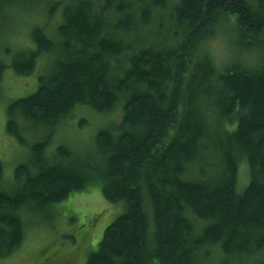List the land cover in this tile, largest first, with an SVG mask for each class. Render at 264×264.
Instances as JSON below:
<instances>
[{
    "label": "trees",
    "instance_id": "trees-1",
    "mask_svg": "<svg viewBox=\"0 0 264 264\" xmlns=\"http://www.w3.org/2000/svg\"><path fill=\"white\" fill-rule=\"evenodd\" d=\"M21 1L0 0V24L40 2ZM43 2L29 46L0 43V88L8 69L37 85L5 109L26 157L12 175L0 157V261L30 219L99 187L122 213L85 264H264V0ZM79 106L120 118L90 153L49 151Z\"/></svg>",
    "mask_w": 264,
    "mask_h": 264
},
{
    "label": "rangeland",
    "instance_id": "rangeland-1",
    "mask_svg": "<svg viewBox=\"0 0 264 264\" xmlns=\"http://www.w3.org/2000/svg\"><path fill=\"white\" fill-rule=\"evenodd\" d=\"M43 1L23 5L27 7L25 12L12 10L7 17L9 18L11 14L13 23L7 21V23L0 24V43L9 44L12 53L18 46H29L28 28L47 14L44 9L46 4ZM18 2L22 3L21 0ZM149 31L154 33V31ZM220 31L225 32L222 28ZM228 39L234 41L235 36L231 35ZM226 47L227 44L222 37H216L212 41L211 52L216 62L221 63L226 59ZM11 55L3 54L6 62L11 59ZM240 60L245 62L244 58ZM35 82L36 76L33 74L23 78L12 69H8L1 83L0 157L9 175H12L17 164L26 157V153L16 140L13 139L15 141L13 142L5 132V109L11 99L27 95L36 89L37 85L33 86ZM108 114L88 107H77L70 118L60 125L57 132L58 137L49 145L48 150L55 152L56 146L64 141L71 147L74 154L90 153L91 147H84L94 143L101 128L112 126L111 120L120 118L119 113L111 114L112 117ZM246 173L247 169L246 172L241 173L242 181L245 180L246 183L238 184L240 185L238 190H242L248 183L249 176ZM97 188L99 187L77 193L53 205L44 211L42 216L30 219L32 225L28 230L25 245L12 257L0 261V264H85L88 254L94 250L91 246L99 242L106 227L122 213L121 205L108 201L101 189Z\"/></svg>",
    "mask_w": 264,
    "mask_h": 264
}]
</instances>
